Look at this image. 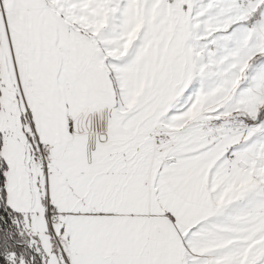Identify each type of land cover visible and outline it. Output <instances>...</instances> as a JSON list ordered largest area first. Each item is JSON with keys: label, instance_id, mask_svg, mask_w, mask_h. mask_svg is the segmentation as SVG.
<instances>
[{"label": "snow or ice", "instance_id": "snow-or-ice-1", "mask_svg": "<svg viewBox=\"0 0 264 264\" xmlns=\"http://www.w3.org/2000/svg\"><path fill=\"white\" fill-rule=\"evenodd\" d=\"M0 264H264V0H0Z\"/></svg>", "mask_w": 264, "mask_h": 264}]
</instances>
